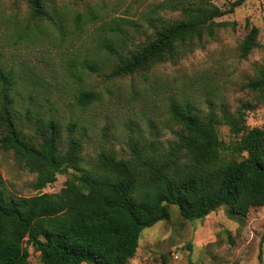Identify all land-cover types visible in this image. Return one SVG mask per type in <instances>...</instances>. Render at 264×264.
<instances>
[{"label":"rangeland","instance_id":"1","mask_svg":"<svg viewBox=\"0 0 264 264\" xmlns=\"http://www.w3.org/2000/svg\"><path fill=\"white\" fill-rule=\"evenodd\" d=\"M181 0H44L47 18L33 19L15 0H0V69L11 78L9 96L17 128L35 136L37 120L55 119L63 138L66 126L75 125L73 137L81 141V157L92 166L102 152L128 155L127 142L155 141L161 146L175 140L179 126L168 114L171 102L193 104L199 115H219L220 106L233 112L252 97L243 90L247 80L264 66V0H246L232 13L216 18L229 24L213 39L176 64L156 65L129 77L107 80L116 58L101 49L112 42L126 54L147 43L154 28L183 18L170 6ZM236 0L210 2L226 11ZM251 27L258 30V48L240 59L238 47ZM97 62V73L77 75L85 63ZM1 88V84H0ZM99 99L87 107L77 104L83 90ZM248 129L264 126V106L246 111ZM219 139L230 144L240 139L224 125ZM239 159V158H237ZM0 174L5 188L17 197L37 194L35 175L21 168L12 153L0 150ZM72 174V171H69ZM66 180L42 190L58 193ZM168 219L141 232L135 255L128 264H264V206L251 208L245 219L222 206L202 219L183 220L171 206ZM27 264H41L40 255L27 247Z\"/></svg>","mask_w":264,"mask_h":264},{"label":"trees","instance_id":"2","mask_svg":"<svg viewBox=\"0 0 264 264\" xmlns=\"http://www.w3.org/2000/svg\"><path fill=\"white\" fill-rule=\"evenodd\" d=\"M15 1L24 3L33 19L48 17L44 0ZM244 1L221 11L210 2L181 0L170 7L179 9L183 18L154 28L151 39L131 52L122 54L112 42H103L101 49L116 58L104 78L176 64L226 28L229 24L214 20ZM257 37V28L251 27L239 44L240 59L258 48ZM100 71L91 61L77 76H103ZM0 84V150L12 153L21 168L35 175L32 188L37 192L17 197L5 188L0 174V264H27V247L39 253L41 264H128L141 232L168 219L171 206L186 221L202 219L222 206L245 219L251 208L264 206V126L248 129L245 122L246 111L264 106V66L243 86L252 101L240 102L233 112L221 105L219 115L211 111L204 116L193 104L171 102L169 118L179 126L174 141L161 146L129 140L126 157L102 152L90 167L82 160L81 141L73 137L74 124L66 126L63 138L57 120L40 119L35 136H25L12 112L11 78L1 69ZM98 99V93L83 89L76 102L87 107ZM220 125L240 139L230 144L220 140ZM58 175L66 176L60 191L43 193ZM161 264H169L166 256Z\"/></svg>","mask_w":264,"mask_h":264},{"label":"water","instance_id":"3","mask_svg":"<svg viewBox=\"0 0 264 264\" xmlns=\"http://www.w3.org/2000/svg\"><path fill=\"white\" fill-rule=\"evenodd\" d=\"M68 178L71 179V175L70 174L68 175Z\"/></svg>","mask_w":264,"mask_h":264}]
</instances>
